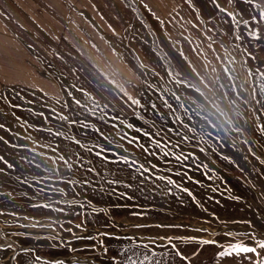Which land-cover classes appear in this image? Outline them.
<instances>
[{
    "label": "rangeland",
    "instance_id": "obj_1",
    "mask_svg": "<svg viewBox=\"0 0 264 264\" xmlns=\"http://www.w3.org/2000/svg\"><path fill=\"white\" fill-rule=\"evenodd\" d=\"M139 14L124 74L0 85V264H264V73L206 83Z\"/></svg>",
    "mask_w": 264,
    "mask_h": 264
},
{
    "label": "crops",
    "instance_id": "obj_2",
    "mask_svg": "<svg viewBox=\"0 0 264 264\" xmlns=\"http://www.w3.org/2000/svg\"><path fill=\"white\" fill-rule=\"evenodd\" d=\"M143 10L170 59L204 82L236 59L253 84L264 73V0H0V85L57 94L79 63L114 76L105 59L124 74L111 41L127 44Z\"/></svg>",
    "mask_w": 264,
    "mask_h": 264
},
{
    "label": "snow or ice",
    "instance_id": "obj_3",
    "mask_svg": "<svg viewBox=\"0 0 264 264\" xmlns=\"http://www.w3.org/2000/svg\"><path fill=\"white\" fill-rule=\"evenodd\" d=\"M261 246L264 247V245H261ZM234 250H238V251L247 253V252H255L256 248H254V247H240V248L234 249Z\"/></svg>",
    "mask_w": 264,
    "mask_h": 264
}]
</instances>
